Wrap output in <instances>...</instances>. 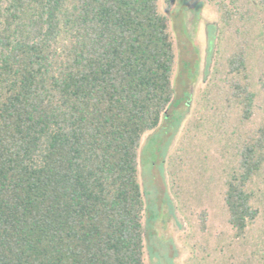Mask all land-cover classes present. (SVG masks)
Wrapping results in <instances>:
<instances>
[{"label":"trees","instance_id":"1","mask_svg":"<svg viewBox=\"0 0 264 264\" xmlns=\"http://www.w3.org/2000/svg\"><path fill=\"white\" fill-rule=\"evenodd\" d=\"M210 1L230 24V4ZM176 65L159 0H0V264H146L139 151L168 114ZM253 73L241 46L221 85L234 264H264V122L245 131L260 109Z\"/></svg>","mask_w":264,"mask_h":264},{"label":"rangeland","instance_id":"2","mask_svg":"<svg viewBox=\"0 0 264 264\" xmlns=\"http://www.w3.org/2000/svg\"><path fill=\"white\" fill-rule=\"evenodd\" d=\"M226 2L233 13L230 24L210 0H175L171 8L159 0L174 37L177 65L168 114L143 136L139 151L146 264H234L243 253L232 238L224 202L230 158L224 154V136L231 130L222 133L219 121L223 111L228 112L222 108L221 85L227 58L244 46L260 108L245 131L264 122V91L258 82L264 73V9L243 0ZM200 122L204 126L196 128ZM262 216L263 211L251 232L253 242L263 226Z\"/></svg>","mask_w":264,"mask_h":264}]
</instances>
